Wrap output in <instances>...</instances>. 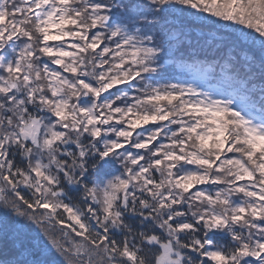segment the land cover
<instances>
[{
  "label": "snow or ice",
  "instance_id": "6c2138e0",
  "mask_svg": "<svg viewBox=\"0 0 264 264\" xmlns=\"http://www.w3.org/2000/svg\"><path fill=\"white\" fill-rule=\"evenodd\" d=\"M0 264H264V0H0Z\"/></svg>",
  "mask_w": 264,
  "mask_h": 264
}]
</instances>
